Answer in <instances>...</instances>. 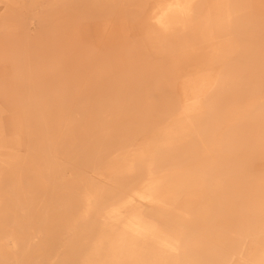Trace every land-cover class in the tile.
Returning a JSON list of instances; mask_svg holds the SVG:
<instances>
[{
    "label": "bare ground",
    "instance_id": "1",
    "mask_svg": "<svg viewBox=\"0 0 264 264\" xmlns=\"http://www.w3.org/2000/svg\"><path fill=\"white\" fill-rule=\"evenodd\" d=\"M15 1L0 4L10 10ZM82 1L85 21L104 20L109 44L130 31L128 11L141 40L125 53L124 79L96 88L99 118L50 126L68 87L59 84L52 99L36 91L42 71L27 87L0 88L11 110L29 106L8 130L0 108V264H264V0L56 5ZM64 31L75 36L65 25L56 34ZM74 55L65 57L71 67ZM69 129L102 134L86 156L96 154L94 171L108 163L96 171L107 186L62 180L73 157L58 134Z\"/></svg>",
    "mask_w": 264,
    "mask_h": 264
},
{
    "label": "rangeland",
    "instance_id": "2",
    "mask_svg": "<svg viewBox=\"0 0 264 264\" xmlns=\"http://www.w3.org/2000/svg\"><path fill=\"white\" fill-rule=\"evenodd\" d=\"M57 3L58 0H30L29 3L27 0H16L10 10H6V7L0 4V88L15 84L16 88L27 87V79L31 74L37 75V71H42L45 75L42 84L35 90L45 89L46 97L52 99L56 87L61 83L66 85L68 93L64 96L65 101L59 102L61 116H55L50 124L54 128L60 125V119L102 116L103 108L98 111L95 107L96 88L101 84H113L115 88L114 82L124 79L127 74L124 69H127L129 63L125 59V53L141 40L137 22L133 21L130 11L126 12L130 31L122 39L119 38L109 44L107 41L109 30H105L104 20L85 21L87 2L72 3L61 8L60 5H56ZM4 22L10 26L4 27ZM85 24L91 25L85 29ZM61 25L73 27L75 36L65 31L64 35H57ZM51 34H56L58 42L52 43ZM71 49L75 52L72 67L65 63V57ZM57 59L62 63L60 68L55 66ZM25 92H28L27 89ZM28 107L26 101L11 110L10 105L0 98L3 129L13 128L12 125L18 118L23 121ZM142 129V127L127 129L130 130L127 136L132 139L128 143L130 146L141 139L139 136ZM101 135L99 131L85 134L83 130L74 129L67 132L64 130L58 134L64 146L72 148L73 170L71 172L66 168L62 169V180L65 183L81 177L94 187L108 185V180L96 174L98 170L104 171L108 163H103L94 171L93 166L99 163L96 154L86 156L92 147L99 145ZM6 136L10 142L17 138L16 135L12 137L9 132ZM20 139L22 146L18 151L19 155L27 157L30 154L29 138L21 136ZM104 140L108 142L110 139L105 137ZM114 146L111 153L116 155L118 152ZM32 150L35 158H40V144L33 143ZM111 158L112 155L107 160ZM60 161L68 165V159L65 157H61ZM104 174L108 175L106 172ZM79 193L82 194V189ZM67 237L64 235L63 239Z\"/></svg>",
    "mask_w": 264,
    "mask_h": 264
}]
</instances>
